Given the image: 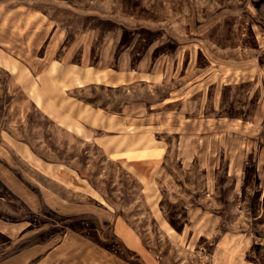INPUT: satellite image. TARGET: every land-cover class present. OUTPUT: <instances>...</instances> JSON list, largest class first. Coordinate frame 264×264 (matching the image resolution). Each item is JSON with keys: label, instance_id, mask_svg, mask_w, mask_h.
Here are the masks:
<instances>
[{"label": "rangeland", "instance_id": "rangeland-1", "mask_svg": "<svg viewBox=\"0 0 264 264\" xmlns=\"http://www.w3.org/2000/svg\"><path fill=\"white\" fill-rule=\"evenodd\" d=\"M0 264H264V0H0Z\"/></svg>", "mask_w": 264, "mask_h": 264}]
</instances>
